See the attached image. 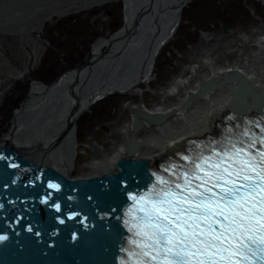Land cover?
Returning a JSON list of instances; mask_svg holds the SVG:
<instances>
[{
  "label": "rangeland",
  "instance_id": "rangeland-1",
  "mask_svg": "<svg viewBox=\"0 0 264 264\" xmlns=\"http://www.w3.org/2000/svg\"><path fill=\"white\" fill-rule=\"evenodd\" d=\"M104 2L0 0V142L10 133L13 114L31 82L52 85L83 66L99 41L123 28L121 1ZM262 34L264 0H188L173 36L153 61L150 80L139 86L141 94L107 96L75 120L77 157L70 177L84 173L92 147L117 137L119 127L129 120L130 106L170 108L171 101L162 99L174 81L185 80L181 95L208 71L209 61L216 68L251 61L256 50L243 38Z\"/></svg>",
  "mask_w": 264,
  "mask_h": 264
},
{
  "label": "water",
  "instance_id": "water-1",
  "mask_svg": "<svg viewBox=\"0 0 264 264\" xmlns=\"http://www.w3.org/2000/svg\"><path fill=\"white\" fill-rule=\"evenodd\" d=\"M129 1L134 5L130 10L133 19L129 25L108 37L109 44L99 57L70 70L73 80H78L82 75V86L88 82L93 85L91 81L94 78L106 82L127 80L142 73L143 64L147 65L148 61L152 62L151 67L161 47L173 36L180 13L188 3V0H177L167 10V20L159 24L160 16L157 14L162 9H158L153 0L143 8L134 3L135 0ZM153 5L158 11L147 23ZM144 11H147V15L141 18ZM159 34L163 38L156 52H153L152 45ZM219 80L225 84L231 83L234 95L241 86H247L244 78L236 72H224ZM216 82L210 80L202 83L195 97L201 98ZM122 93L109 90L98 96H89L85 106L73 115V122L100 99ZM192 98L194 96L189 95L184 106ZM234 101L232 104H235ZM230 110L231 106L227 113ZM142 118L154 125L163 121L159 116ZM139 125V122H132L133 132ZM131 139L126 140V158L117 160L115 172L111 174L68 181L56 172L42 168L41 172H47L48 176L42 178L40 172L36 182H44V179L50 182L37 190L33 189L41 196L32 194L29 199L20 197L8 200L6 196L9 194L2 195L0 188V264H125V242L129 236L125 218L133 201L129 197L152 188L155 174L153 166L145 161L129 158ZM92 150L94 153L97 151L95 147Z\"/></svg>",
  "mask_w": 264,
  "mask_h": 264
},
{
  "label": "bare ground",
  "instance_id": "bare-ground-1",
  "mask_svg": "<svg viewBox=\"0 0 264 264\" xmlns=\"http://www.w3.org/2000/svg\"><path fill=\"white\" fill-rule=\"evenodd\" d=\"M100 1L105 3L104 1L107 0ZM148 1L150 2V0H135L134 3L142 5L143 8L149 6ZM176 1L153 0L154 5L162 9L157 14L160 16L159 24L167 20L169 13L167 10L172 8ZM130 2L121 1L124 3V26L120 31L133 19V12L130 10L134 5ZM154 5L150 15L147 16V23L158 11ZM146 13L147 11H144L140 17L147 15ZM260 36L255 39L243 38L244 43L250 42L256 50L251 61L229 65L226 68H216L210 61H204V63L208 62V71L202 72L181 95L179 90L184 87L185 80L174 81L169 95H165L162 99L163 102L164 99L171 101L170 108L163 110L161 106H157L150 110L142 104L130 106L129 120L119 127L117 137H108L102 147H97L84 173L74 179H90L113 173V166L117 160L126 158L128 152L126 140L130 137L132 138L130 159L143 160L155 169L162 168L167 161H178L177 156L190 147L194 151L196 143L201 145L211 143L219 128L218 120L220 117L221 120L225 119L224 116L233 99L241 101L231 105L232 111L244 115H240L241 117L249 118L253 114H264V34ZM162 38L163 35L159 34L154 41L153 52H156ZM108 44L107 40L99 41L92 49V57L84 64L99 57L102 54L101 50H104ZM151 63L150 61L147 65L144 63L143 72L127 80L106 82L101 79L96 81L94 78L91 81L94 82L93 85L88 82L87 85L82 86L83 84L80 83L82 75L78 80H73L72 72L68 71L49 86L31 82L23 103L13 114L10 133L1 139L0 147L12 149L23 158L43 164L60 173L67 180L71 179V170L77 157L75 121L73 122L75 112L85 106L89 96L90 98L98 96L109 90L122 91V96L141 94L142 90L139 86L151 78L153 70L152 66L149 67ZM224 72L238 73L244 78L247 86H241L240 91L234 95L233 85L219 80ZM210 80L217 81L215 86L201 98H196L198 87ZM79 84L81 86L78 87ZM189 95H193L194 98L184 106ZM143 116H159L163 121L154 125L144 120ZM134 121L139 122L140 125L133 132Z\"/></svg>",
  "mask_w": 264,
  "mask_h": 264
},
{
  "label": "snow or ice",
  "instance_id": "snow-or-ice-1",
  "mask_svg": "<svg viewBox=\"0 0 264 264\" xmlns=\"http://www.w3.org/2000/svg\"><path fill=\"white\" fill-rule=\"evenodd\" d=\"M181 159L174 180L129 197V264H264V128Z\"/></svg>",
  "mask_w": 264,
  "mask_h": 264
},
{
  "label": "trees",
  "instance_id": "trees-1",
  "mask_svg": "<svg viewBox=\"0 0 264 264\" xmlns=\"http://www.w3.org/2000/svg\"><path fill=\"white\" fill-rule=\"evenodd\" d=\"M102 6H99L98 8H101ZM69 18H71V17H68V18H66V19H69ZM65 21V20H64ZM83 26H84V24H83ZM85 27H87V26H85ZM114 28L115 27H112V30L114 31ZM68 33H71V32H68Z\"/></svg>",
  "mask_w": 264,
  "mask_h": 264
}]
</instances>
